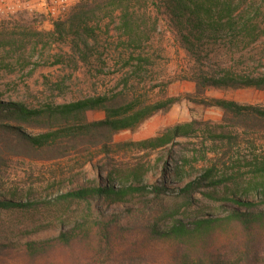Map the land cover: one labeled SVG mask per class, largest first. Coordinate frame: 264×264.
<instances>
[{
    "label": "trees",
    "instance_id": "trees-1",
    "mask_svg": "<svg viewBox=\"0 0 264 264\" xmlns=\"http://www.w3.org/2000/svg\"><path fill=\"white\" fill-rule=\"evenodd\" d=\"M158 1L183 47L195 58L210 41L234 45L244 34L242 41L251 44L264 35L257 32L256 15L244 9L247 0ZM118 6L123 10L122 27L130 34L132 14L125 2ZM92 9L80 5L71 16L72 29L92 34L85 25ZM192 81L202 91L264 89V75L241 77L227 71ZM120 98L89 97L39 109L0 101V167L5 155L17 148L52 153L53 160L95 151L83 163L91 166L100 156L106 161L122 152L140 154L133 164L119 161L99 167L95 179L45 198L2 193L0 264H264V162L250 163L253 177L248 185L213 167L194 172L184 158L174 159V148L179 139L197 137L202 131L197 121L177 124L154 137L117 143V134L136 130L180 101L172 97L145 104L134 97ZM198 103L225 116L264 121V109L259 107L225 99ZM96 113L103 119L90 121ZM206 132L210 141L231 143L227 134ZM156 152L160 157L152 165L150 157ZM154 171L159 177L149 176ZM157 204L161 211L139 228L123 225L126 218ZM46 232L53 234L36 238ZM130 238L133 241L125 245Z\"/></svg>",
    "mask_w": 264,
    "mask_h": 264
},
{
    "label": "rangeland",
    "instance_id": "rangeland-1",
    "mask_svg": "<svg viewBox=\"0 0 264 264\" xmlns=\"http://www.w3.org/2000/svg\"><path fill=\"white\" fill-rule=\"evenodd\" d=\"M45 1L43 6V0H0L4 8L0 14L1 102L39 109L97 96L121 95L119 101L134 97L145 104L179 98L169 111L155 114L134 131L120 132L114 141H139L177 124L197 121L202 131L195 138L179 139L174 159L184 158L194 172L213 167L229 173L241 185H248L253 177L250 163L264 162V121L225 116L198 101L225 99L264 109V89L202 91L192 79L227 71L241 77L263 76L264 35L251 44L242 41L244 34L234 45L229 41H210L197 60L183 47L158 0H72L56 16L49 13V2ZM121 1L134 21L130 34L122 27L123 10L118 6ZM83 4L93 8V13L86 16L91 19L85 22L92 34L72 29L71 16ZM244 9L256 15L257 32L264 31V0H247ZM57 24L62 26L57 28ZM102 119L100 113L89 116L90 121ZM206 129L231 136V143L210 141ZM28 132L38 134L39 130ZM13 151L5 155L0 167V195L16 192L37 199L95 179L99 167L119 161L133 164L140 155L122 152L106 161L100 156L91 166L83 163L95 151L61 160H53L52 153H33L22 148ZM158 157L160 152L151 155L152 165ZM149 176L159 177V172ZM161 206L157 204L122 223L139 228ZM52 234L41 233L36 238ZM132 241L125 240V245Z\"/></svg>",
    "mask_w": 264,
    "mask_h": 264
},
{
    "label": "built area",
    "instance_id": "built-area-1",
    "mask_svg": "<svg viewBox=\"0 0 264 264\" xmlns=\"http://www.w3.org/2000/svg\"><path fill=\"white\" fill-rule=\"evenodd\" d=\"M48 2H49V4H47V9H48L49 13L53 16H56L61 11L66 10V8H68L71 5L72 0H48ZM42 5L43 6L46 5L45 0H43ZM3 11H4V8L2 6H0V14Z\"/></svg>",
    "mask_w": 264,
    "mask_h": 264
}]
</instances>
